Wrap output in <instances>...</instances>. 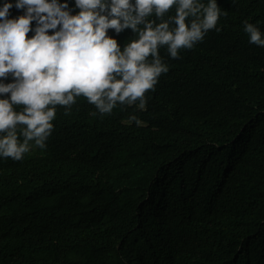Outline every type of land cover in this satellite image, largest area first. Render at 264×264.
Returning a JSON list of instances; mask_svg holds the SVG:
<instances>
[{"label":"trees","instance_id":"trees-1","mask_svg":"<svg viewBox=\"0 0 264 264\" xmlns=\"http://www.w3.org/2000/svg\"><path fill=\"white\" fill-rule=\"evenodd\" d=\"M217 4L219 32L160 47L143 109L77 97L45 148L0 158V264H264V47L243 31L264 0Z\"/></svg>","mask_w":264,"mask_h":264},{"label":"clouds","instance_id":"clouds-1","mask_svg":"<svg viewBox=\"0 0 264 264\" xmlns=\"http://www.w3.org/2000/svg\"><path fill=\"white\" fill-rule=\"evenodd\" d=\"M173 6L175 15L163 19ZM224 14L217 0H0V158L45 148L56 106L67 114L77 97L99 114L137 101L143 109L145 92L169 71L160 47L178 58L209 30L219 32ZM109 29L135 38L121 47ZM243 31L264 47L258 25L244 21Z\"/></svg>","mask_w":264,"mask_h":264}]
</instances>
